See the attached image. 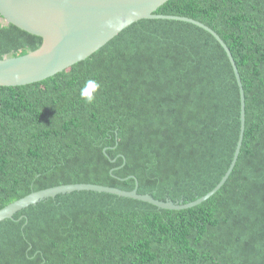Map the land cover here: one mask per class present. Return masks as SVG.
Returning a JSON list of instances; mask_svg holds the SVG:
<instances>
[{
	"label": "trees",
	"instance_id": "obj_1",
	"mask_svg": "<svg viewBox=\"0 0 264 264\" xmlns=\"http://www.w3.org/2000/svg\"><path fill=\"white\" fill-rule=\"evenodd\" d=\"M230 48L246 94L239 160L181 211L106 193L58 195L0 223V264H264V0H169ZM43 39L0 15V60ZM241 88L209 31L141 20L45 81L0 87V211L96 184L190 203L229 170Z\"/></svg>",
	"mask_w": 264,
	"mask_h": 264
},
{
	"label": "water",
	"instance_id": "obj_2",
	"mask_svg": "<svg viewBox=\"0 0 264 264\" xmlns=\"http://www.w3.org/2000/svg\"><path fill=\"white\" fill-rule=\"evenodd\" d=\"M169 0H0V15L9 23L41 37V47L27 55L0 60V87H21L45 81L87 60L124 29L141 20H177L209 31L223 46L241 88L242 127L232 164L222 182L205 196L190 203L162 202L138 188L125 191L96 184L62 185L33 193L0 211V223L40 202L73 192L106 193L181 211L213 197L232 174L241 154L246 129V94L238 66L224 40L204 23L188 17L157 14Z\"/></svg>",
	"mask_w": 264,
	"mask_h": 264
}]
</instances>
